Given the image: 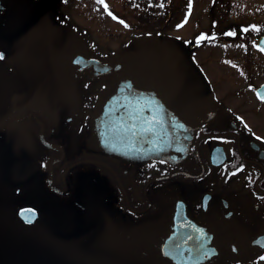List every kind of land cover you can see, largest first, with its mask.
<instances>
[{
	"label": "flooded vegetation",
	"instance_id": "1",
	"mask_svg": "<svg viewBox=\"0 0 264 264\" xmlns=\"http://www.w3.org/2000/svg\"><path fill=\"white\" fill-rule=\"evenodd\" d=\"M92 2L0 0V264H264V0H210L167 48L195 88L166 146L107 120L135 47Z\"/></svg>",
	"mask_w": 264,
	"mask_h": 264
},
{
	"label": "water",
	"instance_id": "2",
	"mask_svg": "<svg viewBox=\"0 0 264 264\" xmlns=\"http://www.w3.org/2000/svg\"><path fill=\"white\" fill-rule=\"evenodd\" d=\"M86 64L101 71L108 68L97 58H88ZM194 78L190 66L172 51L137 50L111 92L107 119L129 138L159 146L171 144L182 128L185 106L195 88ZM131 100L142 106L140 120L131 117Z\"/></svg>",
	"mask_w": 264,
	"mask_h": 264
},
{
	"label": "rangeland",
	"instance_id": "3",
	"mask_svg": "<svg viewBox=\"0 0 264 264\" xmlns=\"http://www.w3.org/2000/svg\"><path fill=\"white\" fill-rule=\"evenodd\" d=\"M92 1L86 6L89 17L86 16L85 25L100 27L103 41L124 42L131 38L135 49H144L148 45L175 49L176 42L191 36L198 28L206 29L212 22L207 13L210 0H172L171 7L176 11L171 17L160 10L161 0ZM186 8L188 12L184 11ZM156 31H162L161 36L166 37L158 40L160 36L154 34Z\"/></svg>",
	"mask_w": 264,
	"mask_h": 264
},
{
	"label": "snow or ice",
	"instance_id": "4",
	"mask_svg": "<svg viewBox=\"0 0 264 264\" xmlns=\"http://www.w3.org/2000/svg\"><path fill=\"white\" fill-rule=\"evenodd\" d=\"M97 2L98 3H103V0H97ZM107 6L105 5V8H106ZM109 15H111V13H109ZM248 29H245L244 31H247ZM229 35H232L233 33H228ZM206 37H200V39H205Z\"/></svg>",
	"mask_w": 264,
	"mask_h": 264
},
{
	"label": "trees",
	"instance_id": "5",
	"mask_svg": "<svg viewBox=\"0 0 264 264\" xmlns=\"http://www.w3.org/2000/svg\"><path fill=\"white\" fill-rule=\"evenodd\" d=\"M156 34H158V33H156Z\"/></svg>",
	"mask_w": 264,
	"mask_h": 264
}]
</instances>
